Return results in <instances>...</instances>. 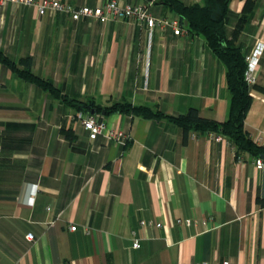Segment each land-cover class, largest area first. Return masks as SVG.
<instances>
[{
  "label": "crops",
  "instance_id": "0c3cea01",
  "mask_svg": "<svg viewBox=\"0 0 264 264\" xmlns=\"http://www.w3.org/2000/svg\"><path fill=\"white\" fill-rule=\"evenodd\" d=\"M119 1L179 19L158 0ZM244 1L229 2L228 38ZM183 30L122 17L39 15L33 5L0 1V49L14 61L31 56L32 71L61 91L54 96L0 65V264H264V165L257 168L255 156L236 154L213 131L184 139L167 118L105 113L124 101L166 115L193 107L201 117L227 119L225 66L202 35ZM233 42L243 55L261 46L244 120L253 137L264 134V0H254ZM72 99L103 108L93 114L131 140L89 139ZM141 219L161 226L142 227Z\"/></svg>",
  "mask_w": 264,
  "mask_h": 264
},
{
  "label": "trees",
  "instance_id": "16d2710c",
  "mask_svg": "<svg viewBox=\"0 0 264 264\" xmlns=\"http://www.w3.org/2000/svg\"><path fill=\"white\" fill-rule=\"evenodd\" d=\"M158 1L177 14L181 25L186 27L188 32L202 35L208 46L224 64L226 84L231 94L228 117L222 122L204 118L193 107L189 108L184 114L172 116L146 105H132L124 101L114 102L105 107V113L125 112L144 118H167L183 129L184 139H186L189 131L199 133L213 131L225 136L234 145L236 154L247 152L253 156L262 157L264 148L255 144L244 128L245 115L252 102V97L244 79L246 68L244 55L233 42L236 34L249 21L254 0L244 1L231 38L226 36L224 26V17L231 0H204L202 5L197 3L186 5L181 0ZM185 20L187 21L186 26L184 25ZM0 65L12 71L18 78L34 84L43 91L57 97L61 96L60 89L50 79H45L32 71L31 56L21 57L14 61L0 49ZM71 102L83 111L103 110L101 107H94L92 103L75 99H72ZM65 135L67 138L72 139L69 131H66Z\"/></svg>",
  "mask_w": 264,
  "mask_h": 264
},
{
  "label": "built area",
  "instance_id": "2783aa9c",
  "mask_svg": "<svg viewBox=\"0 0 264 264\" xmlns=\"http://www.w3.org/2000/svg\"><path fill=\"white\" fill-rule=\"evenodd\" d=\"M2 3L6 1L18 2L26 5H33L36 12L39 15H44L48 12L53 13H65L68 14L71 19L79 20L81 18H96L100 22H107L117 17L125 19H133L138 22H146L149 28L154 25L168 26L173 29L175 34H181L184 32V27L181 25L179 19H168L164 17L155 18L152 16L147 7L143 4H129L119 0H105L103 3L89 6L81 5L74 6L70 3L63 2L60 0H0ZM261 55V46L254 47L250 52L244 55V61L246 68L244 71V79L249 89L257 83L258 72H259V59ZM250 93V91H249ZM74 118L78 119L85 130L88 133L89 139L93 140L97 136L101 135L107 142H115L117 144L125 146L130 140L131 135L129 132L115 129L114 127H107L106 122L102 117L97 116L89 111H78ZM214 140L222 141L227 139L225 136L215 133L212 134ZM252 141L264 148V134L258 133L251 137ZM255 165L257 168H262L264 161L260 156H255ZM181 222V219H178ZM186 224L189 220L184 221ZM142 227L154 225L160 227L161 224L153 222L151 220L141 219L139 221ZM70 230H75V225H70ZM27 239H33L32 233L27 234ZM132 246L137 248L140 246V239L133 238ZM193 264H216L207 261L195 262ZM220 264H230L229 261H222Z\"/></svg>",
  "mask_w": 264,
  "mask_h": 264
},
{
  "label": "water",
  "instance_id": "95a60500",
  "mask_svg": "<svg viewBox=\"0 0 264 264\" xmlns=\"http://www.w3.org/2000/svg\"><path fill=\"white\" fill-rule=\"evenodd\" d=\"M147 1H152V0H147ZM184 25H185V26L187 25V21H186V20L184 21ZM91 112H92V113H95L94 110H92ZM262 157H264V155H263Z\"/></svg>",
  "mask_w": 264,
  "mask_h": 264
},
{
  "label": "bare ground",
  "instance_id": "6f19581e",
  "mask_svg": "<svg viewBox=\"0 0 264 264\" xmlns=\"http://www.w3.org/2000/svg\"><path fill=\"white\" fill-rule=\"evenodd\" d=\"M184 27V26H183Z\"/></svg>",
  "mask_w": 264,
  "mask_h": 264
}]
</instances>
